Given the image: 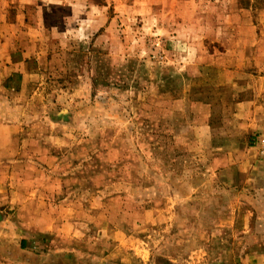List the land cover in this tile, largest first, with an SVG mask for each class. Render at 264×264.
Listing matches in <instances>:
<instances>
[{"label": "rangeland", "instance_id": "rangeland-1", "mask_svg": "<svg viewBox=\"0 0 264 264\" xmlns=\"http://www.w3.org/2000/svg\"><path fill=\"white\" fill-rule=\"evenodd\" d=\"M38 2L30 73L4 99L32 149L21 157L37 161L16 176L37 191L48 241L69 221V264H150L138 243L171 264L212 238L236 256L247 236L226 226L257 229L245 214L264 169L248 186L237 164L212 163L252 146L245 159H264V0Z\"/></svg>", "mask_w": 264, "mask_h": 264}, {"label": "crops", "instance_id": "crops-1", "mask_svg": "<svg viewBox=\"0 0 264 264\" xmlns=\"http://www.w3.org/2000/svg\"><path fill=\"white\" fill-rule=\"evenodd\" d=\"M38 1L43 0H0V264H69L71 256L67 251L73 248V226L69 221L66 230L56 232L55 243L48 241V235L52 233L48 226L44 225L40 209L33 205L39 200L37 191H30L32 188L27 178L16 176L17 169L37 165V161L29 162L27 158L21 157V154L26 155L32 150L22 149L26 146L21 145L20 137L26 132H20L19 118L5 114V106L8 107L7 110L13 108L11 101L4 99V95L19 93L30 73L27 59L31 57L32 50L24 46V41L28 35H31V40H36V37L33 36L34 32H26L29 26L25 12L33 6H39ZM15 74L21 75L19 85L10 84V78ZM260 147L258 145V154L262 152ZM33 150L35 151V148ZM253 150L256 151L257 146L246 149L241 160L232 156L223 159L221 156L217 157L212 167L217 169L220 166L237 164L242 182L252 186L256 183L254 178L258 175V170L264 169V159H245L247 152ZM257 182L260 208L247 210L248 214H245L250 221L259 217L257 229L255 230L252 224L239 225L237 228L235 224L226 226L227 230L232 231L242 228V232L247 236V239H244L246 244H242L243 248L236 256H224L223 249L219 252L218 242L212 238L205 246L196 247L189 257L178 254L168 256V261L171 264H264V180ZM238 216L240 217V214ZM218 231L216 229V232ZM257 232L259 236L256 238ZM141 245L134 244L132 248L139 256L144 253L147 263H153L152 250ZM59 247L65 248L66 252ZM141 249L144 252H141ZM230 251L229 249L228 253Z\"/></svg>", "mask_w": 264, "mask_h": 264}, {"label": "trees", "instance_id": "trees-1", "mask_svg": "<svg viewBox=\"0 0 264 264\" xmlns=\"http://www.w3.org/2000/svg\"><path fill=\"white\" fill-rule=\"evenodd\" d=\"M17 75L20 76V74H15V75H13V76L10 78V80L13 79V77H14V76H17Z\"/></svg>", "mask_w": 264, "mask_h": 264}, {"label": "built area", "instance_id": "built-area-1", "mask_svg": "<svg viewBox=\"0 0 264 264\" xmlns=\"http://www.w3.org/2000/svg\"><path fill=\"white\" fill-rule=\"evenodd\" d=\"M264 149V148H263Z\"/></svg>", "mask_w": 264, "mask_h": 264}]
</instances>
